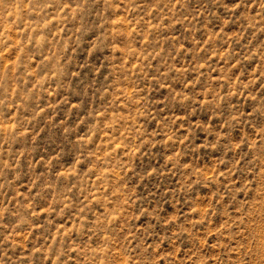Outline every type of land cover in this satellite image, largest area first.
Listing matches in <instances>:
<instances>
[{
    "label": "rangeland",
    "instance_id": "rangeland-1",
    "mask_svg": "<svg viewBox=\"0 0 264 264\" xmlns=\"http://www.w3.org/2000/svg\"><path fill=\"white\" fill-rule=\"evenodd\" d=\"M0 264H264V0H0Z\"/></svg>",
    "mask_w": 264,
    "mask_h": 264
}]
</instances>
